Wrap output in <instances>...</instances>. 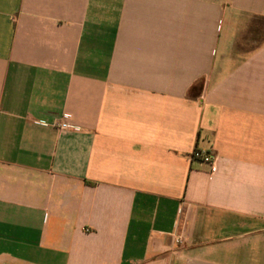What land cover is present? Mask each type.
Listing matches in <instances>:
<instances>
[{
	"label": "crops",
	"instance_id": "1",
	"mask_svg": "<svg viewBox=\"0 0 264 264\" xmlns=\"http://www.w3.org/2000/svg\"><path fill=\"white\" fill-rule=\"evenodd\" d=\"M0 264H264V0H0Z\"/></svg>",
	"mask_w": 264,
	"mask_h": 264
},
{
	"label": "built area",
	"instance_id": "2",
	"mask_svg": "<svg viewBox=\"0 0 264 264\" xmlns=\"http://www.w3.org/2000/svg\"><path fill=\"white\" fill-rule=\"evenodd\" d=\"M61 129H69L70 126L68 124H61ZM192 159L194 160H202L205 163H208L211 165V174L214 175L217 170V156H215L211 151L207 150H195L192 154ZM178 244H182V240L179 238L177 239Z\"/></svg>",
	"mask_w": 264,
	"mask_h": 264
}]
</instances>
